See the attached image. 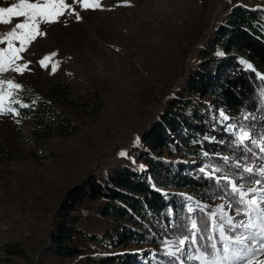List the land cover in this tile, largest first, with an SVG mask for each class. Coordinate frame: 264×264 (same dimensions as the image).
<instances>
[{"label":"rangeland","instance_id":"obj_1","mask_svg":"<svg viewBox=\"0 0 264 264\" xmlns=\"http://www.w3.org/2000/svg\"><path fill=\"white\" fill-rule=\"evenodd\" d=\"M229 1L99 0L95 9L85 10L74 0H66L71 7L59 17V22L41 24L46 35L37 37L22 54L24 59L18 62L28 64V69L22 75L11 70L0 74V79L13 80L22 86L13 90L12 97L5 100V107L15 109L19 104L16 101L20 102L27 94L52 102L46 96L51 83L67 84L72 104L53 105L63 117L62 129H42L20 115L0 114V264H102L101 259L108 257L112 263L106 264H154L153 259L158 257L161 260L156 264H164L163 259L170 264H200L196 258L189 259L203 252L192 241V233L189 238L179 237L167 223L158 224L157 216L139 218V225H126L140 233L147 231V227L148 239H124L115 244L111 240L107 243L94 240L93 235H104L110 226L122 224L115 220L110 225L102 219L97 212L100 202L85 203L74 214L77 226L87 233L86 238H74L83 251L80 255L73 258L53 255L49 234L56 210L71 187L87 176L109 169L118 160L134 167L139 164L130 158L132 147L139 146L141 132L152 118L158 117L171 93L178 91L190 62L197 57V46L228 10ZM12 4H19V0H0L2 7ZM249 5L264 8V0ZM23 19L0 24V37ZM45 56L50 59L46 61L47 67H42L39 61ZM3 87L7 94L8 86ZM224 116L227 115L217 111L222 131L233 139L228 141L229 147L235 145L238 149L234 142L243 130L251 137L245 140L254 143L262 153L257 166L249 167L252 169L249 183L235 182L239 189L235 191L238 204L250 210L231 207L230 202L204 196L203 192L168 189L186 197L187 211L195 208L205 214L208 227L216 229L215 244L221 254V225L229 235L240 236L258 231L259 223L264 222L260 211L264 208L261 202L264 201V123L258 112L234 119ZM231 124H236L238 129ZM224 157L248 169L237 158L228 154ZM176 158L179 156L171 160ZM212 167L208 164L202 171L232 188L229 181L235 174L217 175ZM241 192L246 193L243 201ZM253 199L257 204L249 207L247 201ZM249 217L258 222L257 227L245 232L239 225ZM230 218L237 225L235 230L227 223ZM181 239L185 243L181 244ZM205 239L202 241L208 252H212L214 238ZM255 247L258 249L259 245ZM253 259L255 264H261L264 253L256 252Z\"/></svg>","mask_w":264,"mask_h":264},{"label":"trees","instance_id":"obj_2","mask_svg":"<svg viewBox=\"0 0 264 264\" xmlns=\"http://www.w3.org/2000/svg\"><path fill=\"white\" fill-rule=\"evenodd\" d=\"M258 1H229L228 10L197 46V57L190 62L178 91L171 93L158 117L152 118L141 132L139 146L132 147L130 158L138 160L136 167L118 160L109 169L87 176L66 192L49 234L53 255L73 258L83 252L74 238H86L87 233L77 226L74 214L85 203L100 202L97 212L110 225L115 220L122 222L110 226L104 235H93L94 240L106 243L111 240L115 244L124 239H148L147 227V231L140 233L126 225H139V218L157 216L158 224L167 223L179 237L189 238L192 233V241L203 252L209 249L202 241L206 236L217 243L216 229L208 227L207 217L198 209L187 211L186 197L169 188L203 192L204 196L230 202L231 207L250 210L238 204L233 188L225 181L211 178L202 168L210 164L217 175L235 174L232 182L249 183L252 174L245 170L247 167L241 168L224 156L237 158L248 168L256 167L261 157L262 153L251 141L237 140L234 143L238 149L235 145L229 147L228 141L233 139L222 131L217 118V111L232 119L258 112L264 123V8L249 5ZM68 92L67 84L51 83L46 96L52 102L27 94L20 102L28 107H20L19 103L15 109L42 129H62L63 117L53 105L71 106ZM233 126L238 129L236 124ZM163 152L165 157H160ZM175 156L179 158L171 160ZM248 156L250 159H246ZM185 159L191 162L186 163ZM193 221L196 230L192 229ZM158 260L161 258L153 259L154 264ZM162 262L170 264L166 259ZM101 263H112V259L102 258Z\"/></svg>","mask_w":264,"mask_h":264},{"label":"snow or ice","instance_id":"obj_3","mask_svg":"<svg viewBox=\"0 0 264 264\" xmlns=\"http://www.w3.org/2000/svg\"><path fill=\"white\" fill-rule=\"evenodd\" d=\"M74 2L81 4L85 10L89 8L95 9L99 4V0H74ZM70 7L71 5L66 3V0H19V4H12L8 7L0 6V24L7 25L11 24L14 18H24L22 22L15 23L10 31L3 37H0V45H6L5 47H0V74L11 70L22 75L28 69V64L21 65L18 63L24 59L22 54L28 50L37 37L46 35L41 29V24L59 22V17L63 16L65 10ZM73 13L79 20L80 16L75 12V9H73ZM17 42L19 44L18 47L16 46ZM218 54L223 55V53ZM52 55H55V53ZM49 59V56H45L39 63L42 67H47L46 61ZM244 63L247 62L244 61ZM248 67H251V65H248ZM52 71H56L55 66H53ZM5 84L8 86L7 94H5L3 87ZM21 88L22 86L13 80L0 79V114L11 112L14 115H19V112L14 108L5 107V100L12 97L13 90ZM16 102L20 103V107H28V105L22 102ZM224 118L227 119V116H224ZM250 138L249 132L243 130H241L240 135L237 137L240 143ZM245 170L248 172L252 171L250 168ZM213 171L217 170L214 169ZM229 183H232L234 191H239L234 182L229 181ZM250 191L255 192L256 190L251 189ZM245 195L246 193H240L241 201H243ZM261 202L264 203V201ZM247 204L251 207L252 205H256L257 201L255 199L249 200ZM260 211L262 220H264V208H261ZM244 215H248V213H244ZM227 223L233 230L237 227L231 218L228 219ZM257 223V221H253L249 217L247 222L242 221L239 226L243 227L245 232H247L249 229H256ZM192 229H197L195 221L192 222ZM220 237L223 242L222 254L216 244L213 243L211 245L212 252H201L199 256L189 257V259L196 258L200 261V264H255L253 257L256 252L264 253V222L259 223L258 231H253L251 234H241L240 236L229 235L225 232L223 225H221ZM180 243H185V240L181 239ZM233 244H239L241 247L234 249L232 247ZM257 244L259 245L258 249L255 247ZM245 250H247V254ZM197 251L199 252V249ZM261 264H264V262H261Z\"/></svg>","mask_w":264,"mask_h":264}]
</instances>
